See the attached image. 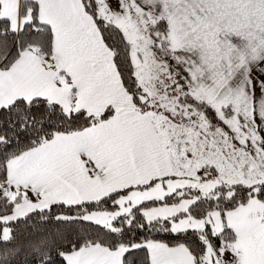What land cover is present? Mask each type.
Listing matches in <instances>:
<instances>
[{"label": "snow or ice", "instance_id": "6c2138e0", "mask_svg": "<svg viewBox=\"0 0 264 264\" xmlns=\"http://www.w3.org/2000/svg\"><path fill=\"white\" fill-rule=\"evenodd\" d=\"M0 264H264V0H0Z\"/></svg>", "mask_w": 264, "mask_h": 264}]
</instances>
